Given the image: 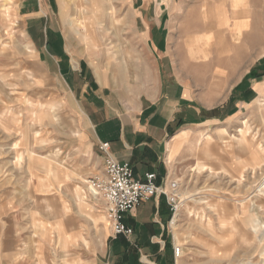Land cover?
<instances>
[{
    "label": "rangeland",
    "instance_id": "1",
    "mask_svg": "<svg viewBox=\"0 0 264 264\" xmlns=\"http://www.w3.org/2000/svg\"><path fill=\"white\" fill-rule=\"evenodd\" d=\"M103 7L116 19L99 29L93 0H0V204L12 232L0 250L34 261L43 251V264L122 256L112 246L120 236L84 197L93 174L77 177L71 200L51 189L53 166L94 164L82 151L90 125L77 93L82 76L117 89L147 86L158 73L145 48L148 14L171 12L174 71L205 107L167 153L182 197L173 251L182 246V264H264V0H104ZM80 22L99 30L96 39Z\"/></svg>",
    "mask_w": 264,
    "mask_h": 264
},
{
    "label": "crops",
    "instance_id": "2",
    "mask_svg": "<svg viewBox=\"0 0 264 264\" xmlns=\"http://www.w3.org/2000/svg\"><path fill=\"white\" fill-rule=\"evenodd\" d=\"M148 17L146 29L143 30L149 41L145 48L153 54L158 64V73L150 80L152 82L133 90L126 84L117 89L110 84H101L92 73L82 76L77 93L90 121L88 133L86 132L89 135L88 141L84 142L86 150L82 151L87 157L94 156V164L88 160L87 166L81 169L79 163H71L67 159L64 166H53L51 189L62 192L67 199H74L77 177L103 170L104 158L99 145L105 141L110 142L115 158L131 163L137 178L143 179L146 172L155 171L159 180L167 176L175 179V176L171 178L167 153L182 137L187 126L199 124L205 107L202 100L174 71L172 43L169 41L173 31L170 24L171 12H150ZM180 121L184 125L171 133ZM84 197L105 213L103 200H94L87 194ZM2 208L5 209L0 204V241L12 238L9 229L11 222ZM170 219L171 210L165 196L143 201L135 210L126 214L127 224L134 228L132 238L138 243V250L151 257L148 264L183 263L173 251L175 238L169 226ZM112 244L119 249L116 252L122 251V256L112 250L113 260L110 264L142 263L140 258H135V255L140 254L139 251H136L125 236L121 235ZM107 255L106 248V253L102 256ZM22 256L17 250H0V264H43V251L34 255L39 261H34L32 255L27 258L25 256L26 259L22 260ZM99 264L109 263L100 260Z\"/></svg>",
    "mask_w": 264,
    "mask_h": 264
},
{
    "label": "built area",
    "instance_id": "3",
    "mask_svg": "<svg viewBox=\"0 0 264 264\" xmlns=\"http://www.w3.org/2000/svg\"><path fill=\"white\" fill-rule=\"evenodd\" d=\"M104 158L103 170L86 180L87 195L94 200L105 202V216L115 237L125 236L131 240L134 228L127 224L125 217L143 201L165 196L171 210L169 226L172 229L177 214L182 208V197L178 180L168 176L159 180L155 171L145 173L143 179L134 174L129 161H120L111 152L110 142H100ZM182 246L174 244L176 257H181Z\"/></svg>",
    "mask_w": 264,
    "mask_h": 264
},
{
    "label": "bare ground",
    "instance_id": "4",
    "mask_svg": "<svg viewBox=\"0 0 264 264\" xmlns=\"http://www.w3.org/2000/svg\"><path fill=\"white\" fill-rule=\"evenodd\" d=\"M105 1H107V0H105ZM93 2H94V8H93V11L94 12H90V13H93V20H95L96 22H99V24H100V26H99V29H101V28H103V23L107 20V18H109V19H113V18H115L116 19V16H114V14H115V12L113 13V12H107V10L105 11L104 10V7H103V3H104V0H103V2L101 1V0H93ZM110 2V1H109ZM236 2V1H235ZM107 5V4H106ZM101 7H103V9H101ZM108 9V8H107ZM88 13V12H87ZM117 13H119V12H117ZM206 13V12H205ZM206 16V15H205ZM204 16V17H205ZM87 18V17H86ZM206 18V17H205ZM81 20V19H80ZM205 24V23H204ZM80 26L82 27V29L85 31V33H86V36L87 35H91V33L92 34H94L93 35V38L94 39H96V37H97V35L96 34H98V32H99V30H94V32H92L91 31V29H90V26H88V25H86V23H82V22H80ZM216 32H217V30H216ZM215 33V32H214ZM217 36V35H216ZM202 37V36H201ZM199 38V40L200 39H202V38H204L205 40H206V42H207V47H209L208 46V38H209V36L208 35H205L204 37H202V38ZM98 41V40H97ZM189 52H190V54H192V55H199V53L202 51V50H200L198 47H194L193 46V44H191L190 46H189ZM205 50V49H204ZM205 55V54H204ZM208 55V54H207ZM179 214L180 213H178L177 214V216H176V220H175V223L173 224V225H175L176 224V222L178 221V216H179Z\"/></svg>",
    "mask_w": 264,
    "mask_h": 264
},
{
    "label": "trees",
    "instance_id": "5",
    "mask_svg": "<svg viewBox=\"0 0 264 264\" xmlns=\"http://www.w3.org/2000/svg\"><path fill=\"white\" fill-rule=\"evenodd\" d=\"M252 75H257V74H255L254 72H251L250 74H248V75L245 77V79H244V80H247V79H248V77H250V76H252Z\"/></svg>",
    "mask_w": 264,
    "mask_h": 264
}]
</instances>
